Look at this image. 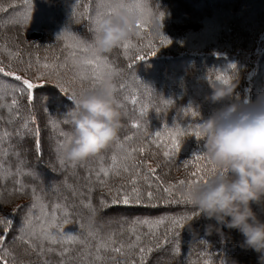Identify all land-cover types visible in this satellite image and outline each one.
Here are the masks:
<instances>
[{
    "label": "trees",
    "instance_id": "1",
    "mask_svg": "<svg viewBox=\"0 0 264 264\" xmlns=\"http://www.w3.org/2000/svg\"><path fill=\"white\" fill-rule=\"evenodd\" d=\"M20 0H0V62H3L5 66L11 64L19 74L27 75L31 77L39 68L44 70L41 66L45 63L48 64H64L66 67L60 69L62 75L65 78L73 77L77 69L73 67L69 57L71 49L67 47L68 44L73 42V37L86 41L89 44L93 42L94 32H89V24L85 21H81L79 27L83 28L85 33L81 34L74 28H70L69 23L77 24L81 17L82 8H88L92 17L97 14L98 8L94 4L96 0H35L32 6H42L48 14L51 11H58L61 16H54L53 19L48 21L45 19L36 25H28L23 22L22 17L25 14L26 7L24 2L18 3ZM140 2L144 4L146 9H150L152 16L151 22L147 25L148 31L145 32L143 39L133 38V43L141 47L140 55H144L143 61L136 60L130 61L128 56L136 55V48H132L128 56L124 54V51L120 48L113 53L102 55L108 59L117 69L122 71L114 76V82L116 85L115 96L116 99L123 104V107L128 112V118L125 121L126 127L122 130L120 139L123 141L127 135H134L135 139L126 143L133 146L138 145L141 140L147 151L145 153L135 154L138 159L145 160L148 164H151L156 168V175L161 177L163 186L172 183L176 184L180 179H191L189 173L195 171L196 168L192 167L195 164L197 167L205 164V161L196 162L194 160L195 155L204 156V142L199 140L196 136L192 135V127L198 124L201 119L200 113L196 109V105L201 106V113L204 117H207L211 111L219 107L220 105L211 104L206 100V97L211 93L212 88L210 83H215L218 80L217 76L223 75L231 78L234 75H238L239 84L236 91H240L244 87V82H241L240 68L246 67L236 59L222 58L220 56H213L208 54H200L199 52L193 53V51L181 50L180 44L183 46L190 45L187 35L190 31L204 30L206 27L219 26L220 29L212 34V37H217L214 40H206L203 46L200 48L206 50H214L219 45L218 38L227 32H231L236 29V22L233 16V5L224 2L219 3V0H131L130 4ZM59 3V4H57ZM60 3H64V8L60 7ZM217 3L219 6H216ZM75 4L77 7L75 8ZM217 7L224 12L230 13L229 16L214 15L210 8ZM73 9L76 11V15H69V11ZM84 13V12H83ZM160 13L164 14V19H159ZM46 14V13H45ZM47 14V15H48ZM44 14H39L42 17ZM87 15V14H86ZM88 16V15H87ZM81 20V18H80ZM93 25H90L92 28ZM42 31L43 41L38 42V46L35 45L26 37L25 31ZM67 30L71 35L67 40L59 38V35ZM81 31V32H83ZM161 35H166L172 43L170 45H161L159 38ZM181 39L180 42H176L175 39ZM154 43L156 47V55L149 54L148 45ZM197 43V42H196ZM191 46V45H190ZM193 47V46H191ZM185 48V47H184ZM197 54L199 55L197 57ZM85 54L77 51V57H83ZM31 60L33 68L30 72L24 73L21 70L25 67L26 62ZM132 63L133 67L130 69L128 64ZM180 63V66H179ZM176 64H178L176 66ZM224 64L223 67H220ZM244 65V66H240ZM231 65H235V69L231 68ZM171 67H177V71L172 73ZM169 69V70H168ZM201 73V78L196 79L197 72ZM243 72V71H242ZM141 77L135 80V77ZM173 75V76H172ZM168 76V77H167ZM172 76V77H171ZM176 76V77H175ZM177 76H179L177 78ZM133 77V78H132ZM163 81L169 85L173 83H179L183 87L185 95L177 99L175 94L169 91L167 87L161 84ZM122 82H126L127 85L120 86ZM160 84H159V83ZM38 83L42 84L44 91L36 90L37 97H44L43 103L37 99L33 114L36 116L39 126L42 130V146L43 152L47 149L52 154L53 147L57 141H66L67 135H70L71 126L63 122V113L72 105V102L64 98L63 101L56 98L58 89L55 88L51 82H45L43 80ZM18 84L13 77H6L0 74V90L5 93L10 92L12 86ZM84 91H87L92 87L90 80L84 81ZM246 87V86H245ZM142 89L143 93H142ZM143 94V96L141 95ZM257 95L252 97H236L240 101H244L248 98L255 100ZM125 98L131 101L132 98L137 99V104L133 105L125 103ZM171 100V104H164V101ZM6 102V105L10 102V96H5L0 100L1 103ZM45 104L49 105L47 111L45 110ZM153 105L152 107H147ZM1 107V106H0ZM146 108V113L151 115L157 111L152 117L140 115L138 111ZM191 109L195 111L197 115L193 116L191 111H185V109ZM138 109V110H137ZM13 111V110H11ZM145 113V112H143ZM14 115V113H13ZM29 115L28 111L23 107L19 110H15V117L9 116L5 111L0 110V148L8 149L9 155L5 158L0 156V163L4 166L0 167L5 171V168L10 164L12 171L15 172L17 157L12 155V152H19L20 159L26 161V168L38 169L39 175L45 176V178H55L57 183L54 189L49 186L40 184L38 180H32L30 177H20L25 183L33 184L37 188V195L41 196L43 202L48 205V211L53 210V206L60 204L62 207L66 206L67 210L72 213V223L64 225L65 235H79L81 239L86 238V233H83L79 227V224L83 222L86 226L91 224L93 229L99 230L100 236L106 237L110 232L116 233L117 240L128 241L129 238L134 240L131 232L127 231L134 221L139 219H156L159 217H170L174 215L188 214L191 215L196 210L191 205H166L159 203L154 207L145 205H111V198L104 192V198L109 201V207L99 208V197L102 189L96 182L95 172L99 169L101 164L104 167H110L112 155H123L122 149H117L116 146L106 150L103 155L98 158H94L87 163L78 164L73 168L70 161H68L66 168L61 170L58 162L54 165L61 173V180H58L55 174L48 168L47 162L44 161V155L38 156L34 146V138L26 133L22 125L25 118ZM52 118L59 122L57 128H53L47 122L49 118ZM47 129L59 133L63 131L65 136H56L53 140L47 137L45 129L42 128V123ZM133 122H139L141 127L135 129L132 127ZM29 127H32L29 121ZM179 128L181 132L187 130L184 134L177 137L180 141L181 147L178 152L171 158L164 157L163 151L165 150V144L171 147L172 136L169 134L175 133ZM14 130H21L24 132L25 141H17L16 132ZM160 132V138H157L155 133ZM28 140V141H27ZM156 143H152V141ZM27 143V144H24ZM11 146V147H10ZM62 154V151H61ZM102 158V160H101ZM184 160L192 162L188 169H185L183 165ZM91 169V173L89 172ZM141 172L146 171V167H141ZM125 177L109 176L106 179L113 186H120L123 183ZM17 179L15 176L6 177L0 173V201L6 200L7 203L0 202V216L5 214H11L13 219L12 231L7 235V240L10 242L13 236H19V228L21 226L23 217L25 215V209L23 206L30 205L32 203L31 195H24L23 197L13 193L9 195L14 187V181ZM67 181V184L64 183ZM138 183L143 190L148 188V185L143 180H138ZM155 178H152L153 189L155 190ZM94 186V190L89 192V186ZM130 189L131 185H127ZM183 187V186H182ZM182 187H178V191H181ZM55 189H58L55 190ZM163 194V193H162ZM166 195V194H163ZM91 202L98 210L93 215L89 208L85 207L87 203ZM17 206H21L19 210ZM15 210V211H14ZM115 210V211H114ZM39 214V209L35 210ZM264 217V209H262ZM56 215L59 217L62 215L61 211H57ZM90 218L92 222L90 223ZM191 222V228L195 229V232L190 230L188 223ZM210 224H216V221L209 220L203 216L196 218L193 216L189 220L185 227L179 229L181 237H186L189 234L194 235L193 252L188 256L186 251L179 247V252L173 255L174 264H221V261L236 260L239 264H259L258 253L252 250H243L239 246V243L243 240V236L235 229L230 230V233L223 229L224 235L213 232L211 235L206 233V227ZM123 231V235H121ZM140 233L145 234L148 229L147 226H143L139 229ZM163 234V226L157 230V235ZM201 241H203L201 243ZM98 241L89 239L90 245H95ZM145 244L151 247L153 250L147 253L144 257L143 264H149L153 261V258L159 255L166 249L177 247L174 244L165 245L161 241V245L157 248L154 244H149L145 239ZM224 244V254L222 253V246ZM62 247H69L70 251L64 256L60 255ZM52 250L49 251L48 249ZM25 245L17 243L12 248V255L6 257L9 264H61L62 261H67V264H88L89 260H93L94 264H126L131 257L124 256L110 251L102 253L105 256H115V262L112 261H95L94 256L84 257L82 256L84 246L75 243L67 245H51L49 242H45L43 249H37L36 251L25 252ZM94 253L95 249L92 248ZM3 253H0L2 255ZM256 257L254 260L253 258ZM134 259L140 261L139 253L137 252ZM253 260V263H252Z\"/></svg>",
    "mask_w": 264,
    "mask_h": 264
},
{
    "label": "snow or ice",
    "instance_id": "2",
    "mask_svg": "<svg viewBox=\"0 0 264 264\" xmlns=\"http://www.w3.org/2000/svg\"><path fill=\"white\" fill-rule=\"evenodd\" d=\"M24 6L28 9L30 13L32 11L31 0H24ZM127 6L132 9L139 16V21L136 28L135 38L143 39V36L147 29V25L151 22L152 13L150 9H146L144 4L140 2H135L132 4H123L118 3L116 5H108V11H105V0H100L98 4V11L94 18H89V24L98 23L100 18L105 14H110L114 12L119 7ZM27 19V14L25 16ZM159 19L162 21L164 19V14L160 13ZM89 31H93V28H90ZM71 35L67 30L63 31L59 38L67 40ZM73 42L68 44L67 47L71 49L69 52V59L74 68L77 69L76 74L71 78H65L60 69L66 67L64 64H48L45 63L41 67L46 71H41L39 68L31 76L19 74L18 71L11 65L8 64L5 66L3 62H0V74H3L6 77H13L18 84L12 86L10 92L6 93L7 96H10V102L7 107H10V110H19L24 108L28 111L29 115L25 118V121L22 125L23 129L26 130V133L34 138V146L37 151L38 156H43V146H42V130L39 126L36 116L33 114L35 103L37 99L41 103L44 102V97H37L36 90L39 89L41 92L44 91L42 84L38 83L43 80L45 82H51L54 84L55 88L58 89L56 93V98L63 101L64 98L72 101L75 99L78 92H84V81L90 80L92 87L94 88L97 83L103 80V77L106 74H112L113 76L118 75L122 69H117L108 59L100 55L93 44H89L86 41L79 40L75 37L72 38ZM159 43L161 45H170L172 41L166 36L161 35L159 38ZM148 47L149 54L152 56L156 55V47L154 43L145 45ZM120 48L124 51V54L128 56L129 51L132 48H136V55L128 56L130 61L145 59L144 55H140L142 50L140 46L133 43V39L124 41ZM77 51L84 53L83 57H77ZM128 67L131 69L133 67L132 63L128 64ZM231 68L235 69V65H231ZM33 68L31 60L26 62L25 67L21 70L24 73L30 72ZM217 80H222L228 82L230 78L223 75L217 76ZM127 99V98H126ZM137 99L132 98L131 103L133 105L137 104ZM168 105L171 104V100L163 102ZM123 107V104H121ZM153 105H148L147 107H152ZM49 105L45 104V110ZM145 109L142 108L141 114H143ZM157 111L159 109L157 108ZM185 111H191V109H185ZM193 116L197 115L195 111H191ZM29 121L32 124V127H29ZM53 128L59 126V122L49 118L47 122ZM132 127L139 129L141 127L139 122H133ZM192 127V135L199 137L200 133L198 130V124ZM179 128L176 129V132L169 133L172 136L171 147L169 148L165 144V150L163 151V156L171 158L175 155L181 147L180 141L177 137L181 134ZM61 136L66 134L61 131ZM157 138H160L161 133H155ZM135 139L134 135H127L124 137L123 141L119 139L116 143L117 149L123 150V155H112L110 167H104L102 164L99 169L95 172L96 182L99 187L102 189L101 195L99 197V208L109 207V201L104 198V192L106 191L107 195L111 198V205H145L149 207H154L159 203H164L166 205L176 204V205H188V200L184 197L181 191H178V187H182L186 184L191 185L193 183H200L205 181V172L209 168V161L205 156L195 155L194 160L196 162L205 161V164L197 167L195 164H192L189 160H184L183 165L185 169H188L190 164L192 167H195V171L189 173L191 179H180L178 183L172 184L169 183L167 186H163V182L159 175H156V168L151 164H148L143 159H138L135 155L137 153H145L147 151L146 147L143 145L142 140L138 145L133 146L127 142H131ZM71 142L70 135H67L66 141H57L54 151L56 153L57 162L60 165L61 170L66 168L68 161L63 158L61 151L66 144ZM156 143V141H152ZM11 147V146H10ZM9 155L8 149L0 148V156L7 157ZM12 155L17 157V164L15 172L12 171V166L9 164L5 168V176H15L17 179L14 181V187L9 191V195L13 193L18 194L23 197L24 195H31L32 203L30 205L23 206L25 209V215L23 217L21 226L19 228V236H13L12 240L9 242L7 240V235L12 231L13 228V219L11 214H5L0 216V264H9V261L6 259L7 256L12 255V248H14L17 243L25 245L24 251L27 253L29 251H36L37 249H43L45 242H49L51 245L61 244H75L79 243L84 246L82 256L92 257L94 256L95 261H112L115 262V256H105L102 253L110 251L111 253H116L124 256L131 257L126 264H138L134 259L136 253H139L140 261L139 264H143L144 257L147 253H150L153 249L148 247L145 244V239H147L149 244H154L157 248L160 247L161 241L165 245L174 244L177 246V253L179 252V229L185 227V224L195 216V211L191 215L182 214L174 215L170 217H159L156 219H137L132 223L127 231L131 232L134 240L129 238L127 242L124 240H117L116 233L110 232L106 237L100 236L99 230L93 229L91 224L85 225L83 222L79 224L80 229L83 233H86V238L81 239L79 235H65L64 225L72 223L71 216L72 213L67 210L66 206H61L56 204L53 206L51 212L48 211V205L43 202L41 196L37 195V188L33 184L25 183L20 177L26 176L30 177L32 180H39L40 175L35 171V169L26 168V161L20 159L19 152H12ZM102 160V158H101ZM79 163H71L73 168L77 167ZM4 165L0 163V167ZM141 167H146L145 172H141ZM53 167V171H55ZM91 169L89 172L91 173ZM109 176L115 177H125L123 183L120 186H113L108 179ZM155 178L157 183L155 184V190L153 189L152 178ZM138 180H143L145 184L148 185L146 190L141 189ZM67 184V181H64ZM127 185H131L130 189ZM58 191V189H55ZM89 192L94 190V186H89ZM166 195H163V194ZM2 196V193H0ZM2 203H7L9 201L2 200ZM89 208L91 213L94 215L98 210L91 202L84 205ZM21 206H17L16 210H19ZM36 209H39V214L36 213ZM15 211V210H14ZM61 211L62 215L57 216L56 212ZM143 226H147L148 231L145 234H141L139 229ZM163 226V234L161 236L157 235V230ZM123 235V231L121 233ZM89 239L97 240L98 242L95 245L89 244ZM203 241H201L202 243ZM92 248L95 249L94 253ZM49 251L52 249L49 248ZM70 251L69 247H62L60 250V255L64 256ZM47 264V262H45ZM61 264H67V261H62ZM88 264H94L93 260H89ZM221 264H224V261H221Z\"/></svg>",
    "mask_w": 264,
    "mask_h": 264
},
{
    "label": "clouds",
    "instance_id": "3",
    "mask_svg": "<svg viewBox=\"0 0 264 264\" xmlns=\"http://www.w3.org/2000/svg\"><path fill=\"white\" fill-rule=\"evenodd\" d=\"M139 16L127 6L103 15L93 24L92 44L100 55L120 49L124 41L133 39ZM238 75L228 82L210 83L206 100L214 105L198 122L199 140L204 142V156L209 161L205 181L184 185V197L195 210V217L216 221L206 227L224 235L223 229H235L243 240L239 246L258 253L264 264V217L254 205L264 209V90L252 100L237 99ZM114 76L106 74L94 88L78 92L71 107L63 113V122L71 126V142L62 156L72 163L84 164L98 158L116 145L128 112L115 96ZM90 223L92 219L90 218ZM190 230L191 222L188 223ZM225 264H239L236 260Z\"/></svg>",
    "mask_w": 264,
    "mask_h": 264
},
{
    "label": "rangeland",
    "instance_id": "4",
    "mask_svg": "<svg viewBox=\"0 0 264 264\" xmlns=\"http://www.w3.org/2000/svg\"><path fill=\"white\" fill-rule=\"evenodd\" d=\"M34 1L35 0H31V3L33 4ZM23 2L24 0H22V3ZM53 2H56V1L54 0ZM99 2L100 0H96L94 3L96 5V9L98 8L97 6ZM130 2L131 0H105L104 10L108 11V5L114 6L118 3L130 4ZM224 2H227L233 5V13H232L233 15H230V13L228 12H224L220 9H217L216 6H219L218 3L214 8H210L208 11L212 10L211 11L212 13L216 12L214 13V15L233 16L236 22V29H234L231 32H227L223 34L221 37H219L218 38L219 45H217L213 51L206 50L200 47L203 46V44L205 43V39L209 41V40H214L215 38H217V37H212V34L218 29H220L219 26L206 27L203 31L202 30L190 31L186 38H188V40L190 41V45L193 47H191L190 45L183 46L182 44H180V48L182 51L187 50V51H193V53L199 52L200 54H208V55H213V56H220L222 58L236 59L241 64L246 65V67L240 68V72H241L240 78L242 79L241 82L242 81L244 82V87L240 91L238 92L236 91V92H237V97L238 96L239 97H252L254 95H257L262 90H264V0H219L220 4ZM19 3H21V0L18 3L12 4L11 6L17 5ZM63 4L60 3V7L64 8L65 6H63ZM76 7H77V4H75V8ZM82 9H84V11L81 10V14H80L81 20L79 18V22L76 25L71 24L72 22H70L68 26L70 28L76 29L77 31H80L81 34L86 32V30L83 31V28L79 27L81 25L80 23H82L81 21H85L88 23L89 18H94L96 16L95 14L94 17H92V14H90L89 11H87L88 8L86 9L82 8ZM68 13L70 16L76 15V11L74 9L73 11L70 10ZM26 14H27V19H25ZM39 14H44V15L40 17ZM47 14L48 12L42 6L36 5V6H32V11L30 13L28 12V9H26L25 14L21 17H22L23 22H25L26 24L28 25L33 24L37 26L38 24H40L41 21L45 19L48 21L49 19H53L54 16L56 15L58 16L62 15V14H59L58 11L57 12L51 11V14H48V15ZM90 25L92 26L93 24H89V29H90ZM25 32H26V37L30 41H32L35 47L39 45L38 42L43 41V37H41L43 34L42 31L34 30V31H25ZM93 39H94V36H93ZM175 41L180 42L181 39L177 38L175 39ZM194 55H197V54H194ZM198 56L199 55H197V57ZM241 64L240 66H244ZM177 65L178 64H176V66ZM179 66H180V63H179ZM223 66L224 64H222L220 67H223ZM171 69L172 70L174 69L172 71L173 74L175 71L178 70L177 67H171ZM140 77L141 75H139L138 77H135L134 79L138 80ZM178 77L179 76H177V78ZM201 77H202L201 73L198 71L196 75V79H199ZM161 84L165 85L166 87L168 85L169 91L170 92L172 91L175 94L176 99H177V95H179V97H182V95H185L184 89L182 86H180L179 83H173L169 85L168 83L163 81ZM124 85H127V83L122 82L120 84V86H124ZM143 90L145 89L141 90L142 93H143ZM142 93L141 95L143 96ZM5 96H6V93L3 90H0V100L3 99ZM124 100L126 104H129L131 102L128 100V98L127 99L125 98ZM4 105H6V102L1 103L0 110L5 111L8 116L10 114L12 116L10 118L15 117V110L11 111L10 107L4 106ZM144 109H145L144 110L145 113L143 114H141V110L138 111V113L140 112L141 116L148 115V117H152L155 114H157V111H155L154 114L149 115L146 113V108ZM1 121L2 120H0V123L2 125ZM41 123H42V120H41ZM42 128L45 129L46 136L47 137L49 136L51 140H53L56 136L59 135V133H55L47 129L46 127H44L43 123H42ZM15 132H16V136L18 139L17 141L22 142L24 139V135H23L24 132L21 130H14L13 133ZM26 138L28 139L27 136L25 137V139ZM24 144H27V143H24ZM55 146L53 147V150L51 151L52 154L49 152V150L46 149L43 152V155H44V161L47 162L46 164L48 168L53 172V174L56 175V177H58V180L60 181L61 173H59V171L57 170L59 166L56 168L54 165V163L57 162L56 153L54 151ZM53 167H55L56 169L55 171H53ZM34 169L36 172L38 171L36 167ZM0 173L5 175V171H3L2 169L0 170ZM38 183L40 184V188L42 187V185H46V186H49L51 189H54L57 183V179L53 177L48 179V178H45V176L40 175V179L38 180ZM253 207H254V210L260 213L261 216L263 217L262 208L255 206V205ZM226 230L230 233L229 229L226 228ZM194 238L195 236L191 234H189L186 237L179 238V241H180L179 247L186 251L185 254L187 256L194 251L193 250L194 249L193 248ZM224 247L225 246L223 244L222 246L223 254H224ZM176 248L177 247L162 251L159 255L154 257L153 261H151V263L149 264H174L172 256L176 255L177 253ZM244 250L246 249H243L242 251ZM255 258L256 257H254L253 260ZM253 260H252V263H253Z\"/></svg>",
    "mask_w": 264,
    "mask_h": 264
}]
</instances>
